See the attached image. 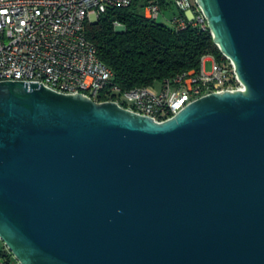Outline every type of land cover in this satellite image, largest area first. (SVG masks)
<instances>
[{
  "label": "water",
  "instance_id": "water-1",
  "mask_svg": "<svg viewBox=\"0 0 264 264\" xmlns=\"http://www.w3.org/2000/svg\"><path fill=\"white\" fill-rule=\"evenodd\" d=\"M195 1L242 89L168 121L0 83V240L20 264H264V0Z\"/></svg>",
  "mask_w": 264,
  "mask_h": 264
},
{
  "label": "built area",
  "instance_id": "built-area-1",
  "mask_svg": "<svg viewBox=\"0 0 264 264\" xmlns=\"http://www.w3.org/2000/svg\"><path fill=\"white\" fill-rule=\"evenodd\" d=\"M134 0H0V77L38 83L63 94H85L94 101L126 103L129 110L157 122L168 121L212 93L241 85L228 62L214 57L210 71H190L159 85L124 90L88 38L87 24L109 8ZM179 13L167 18L161 0H148L144 15L163 16L180 32L189 24L209 30L195 0H170ZM117 28H122L117 24ZM206 59V56L203 58ZM100 98L105 99L100 101ZM0 264H17L4 253Z\"/></svg>",
  "mask_w": 264,
  "mask_h": 264
},
{
  "label": "trees",
  "instance_id": "trees-1",
  "mask_svg": "<svg viewBox=\"0 0 264 264\" xmlns=\"http://www.w3.org/2000/svg\"><path fill=\"white\" fill-rule=\"evenodd\" d=\"M147 2L134 0L128 8H109L96 23L87 24L88 38L124 90L156 86L178 75L198 71L205 56L228 62L210 30L204 31L191 23L178 32L150 20L144 15ZM161 5L163 11L173 8L170 0H161ZM117 24L125 30L117 31Z\"/></svg>",
  "mask_w": 264,
  "mask_h": 264
},
{
  "label": "rangeland",
  "instance_id": "rangeland-1",
  "mask_svg": "<svg viewBox=\"0 0 264 264\" xmlns=\"http://www.w3.org/2000/svg\"><path fill=\"white\" fill-rule=\"evenodd\" d=\"M179 13V10L176 7H173L172 9L168 10V11H164V14L167 18H171L174 14ZM158 23L167 25L171 27V24L169 22L166 21V19L163 18V16H161L158 21ZM211 63H207L206 65V69L208 71L211 70ZM5 251H7V253L9 254V257H11V259L15 260V263L20 264L15 257L9 252V250L7 249V246L5 245V243L0 240V261L1 263H3L5 261V257H4V253Z\"/></svg>",
  "mask_w": 264,
  "mask_h": 264
},
{
  "label": "bare ground",
  "instance_id": "bare-ground-1",
  "mask_svg": "<svg viewBox=\"0 0 264 264\" xmlns=\"http://www.w3.org/2000/svg\"><path fill=\"white\" fill-rule=\"evenodd\" d=\"M202 17L204 18L203 14H202ZM148 19L153 20V21H158V19H156V18H148ZM208 61H214V56L209 55V56H206V59H202V65H201L200 71H208L206 69V65H207V63H209ZM228 62H229L230 70H232V72L234 73V76L237 77V75L235 74V70H234V66H233L232 62L230 60H228ZM5 81H19V79H9V77H0V83L5 82ZM238 89H242V85H237V90ZM97 102H99V101H97ZM193 102H195V101H192V103ZM99 103H104V102H99ZM119 105H121L125 109L129 110V105H127L126 103H119Z\"/></svg>",
  "mask_w": 264,
  "mask_h": 264
}]
</instances>
